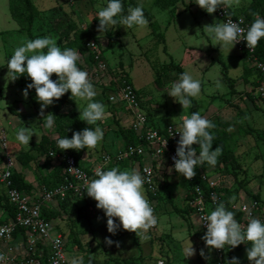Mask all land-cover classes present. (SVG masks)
I'll return each mask as SVG.
<instances>
[{
  "label": "rangeland",
  "instance_id": "obj_1",
  "mask_svg": "<svg viewBox=\"0 0 264 264\" xmlns=\"http://www.w3.org/2000/svg\"><path fill=\"white\" fill-rule=\"evenodd\" d=\"M133 1L135 6L142 4L153 16V20L159 26L158 31L164 34L169 56L162 52L163 45L150 35L148 24L145 27L132 29L117 25L113 30H109L111 37H107L105 33L95 32L93 18L97 17V12L107 5L108 0H32L39 14L32 24L31 34L35 39L50 36L57 42L60 33L72 25L76 29L87 30L93 41L97 43L107 64V70L95 75L94 64L87 62V54H79L78 67L88 72L89 79L98 90L99 95L95 99L106 105L105 119L99 124L104 130V136L108 135L103 148L104 153L111 155L120 152L124 145L118 131L117 112L118 109L122 111L121 105L119 107L118 102L109 103V97L118 98L115 84L120 70L125 71L139 94L143 113L152 117L154 124L161 127L166 125L179 127L181 118L189 115V109L183 110L167 92L171 83L179 77V73L169 62L172 60L180 65L184 72L190 73L194 79L201 82V98L193 99L197 103L198 111L215 124V128L211 129L213 135L220 136L221 133H226L227 146L232 151L234 160L239 164L237 168L236 162L229 159L228 167L220 164L215 168L206 164L202 170L216 182L218 193L222 198L229 200V203H238L245 200L246 196L254 198V195H258L264 205V101L259 103L263 112L259 109L249 112L244 109V103H249L248 100L241 97L242 102L236 98L237 96L234 97L227 83L240 78L244 66L250 69L252 76H256L250 61L236 44L229 53L228 49L215 45L204 27L221 21L215 12L208 14L199 8L194 3L195 0H183L178 3L177 0H160L158 4L156 0ZM250 1L225 0L223 7L230 8L232 12L244 17L250 23L255 19V15L248 7ZM128 2L129 0L123 1L125 13L129 7ZM165 6L166 8H162ZM13 9L16 18L9 12V0H0V88L2 89L0 128L6 135L7 152H25L28 146L20 145L13 140L14 133L19 128L30 127L36 132V136L33 135L29 143L39 142L43 137L49 142L54 141L59 135L58 129L64 135L69 133L66 130L67 119L64 117L61 120L57 119L61 125L58 126L56 120L54 128L49 130L43 127L46 115L51 113L58 117L70 111L72 107L53 103L42 113L40 104L35 99L34 89L29 90L26 98L22 94L27 84L31 82L30 78L20 76L14 82L7 80L6 61L18 46L29 40L24 31L26 16L21 15L23 7L14 2ZM171 11L174 12V16H171ZM71 38L72 33L61 41L62 45L58 46L62 49ZM119 62L122 63V68H118ZM223 66L226 67L225 72ZM157 76H160L161 86L155 82ZM235 85L237 90L242 87L241 83ZM255 96L257 97L256 94ZM234 103L238 106L236 108H240L243 112L240 116L236 108L231 105ZM74 104L80 116V104H76L75 101ZM8 105L21 114L23 119L11 115ZM80 118L82 119L81 116ZM130 118L131 116H128L126 123L124 118H121L120 124L128 125ZM0 150L4 155L5 151L1 146ZM48 150L52 152L50 148ZM32 155L35 157L32 169L36 173L53 169L60 163L63 165V156L58 154H50V162L45 161L44 154L39 150L32 152ZM128 164L129 161L112 163L110 168L113 166L121 168ZM156 165H158L156 181L161 191L157 201L158 222L155 228L138 235L133 232L120 237L119 230L111 234L107 231V217L102 210L95 207L91 215L84 216L103 218L98 227L94 230L90 229L86 221H82L77 227V232L80 234L76 235L75 241H72V238L62 240L69 262L73 257L83 256L85 264H160L161 261L164 264H215L211 250H209L211 254L207 253L208 248L202 240L196 212L185 201L186 189L182 177L169 171L170 168L164 159H160ZM233 172L238 175V180H243L241 184L234 179ZM4 201L5 199L0 201V206H5ZM173 206L182 210V214L173 212ZM58 233L60 231L57 228L51 236L55 237ZM187 238L193 243L196 254L183 258L182 246ZM106 239H111L113 243L109 245ZM249 246L241 244L238 249L232 250L231 257L238 258L240 264H250L246 255ZM201 249L204 250L203 257L200 255Z\"/></svg>",
  "mask_w": 264,
  "mask_h": 264
},
{
  "label": "clouds",
  "instance_id": "obj_2",
  "mask_svg": "<svg viewBox=\"0 0 264 264\" xmlns=\"http://www.w3.org/2000/svg\"><path fill=\"white\" fill-rule=\"evenodd\" d=\"M194 3L208 14L225 6V0H195ZM96 15L99 21L98 31L101 33L113 30L117 25L132 29L148 24L142 4L129 6L125 13L123 0H108L107 5L100 8ZM242 22L228 20L204 28L215 45L228 49V53L241 40L246 42L247 48L253 50L264 39V17L256 14L247 30L241 27ZM79 60L77 49L62 50L54 38L45 36L25 41L14 50L5 64L8 81L14 82L20 76L30 78L31 82L22 94L26 98L29 90L34 89L35 99L40 104L42 113L66 93H70V98L80 104L81 120L94 127L73 132L71 138H59L57 147L61 151L95 149L104 137V130L98 122L105 119L106 105L95 99L99 95L98 90L89 79L88 72L78 67ZM53 74H56L57 79H51ZM167 94L174 98L183 110L190 109L192 100L201 98V82L194 79L190 73L182 72L178 79L171 83ZM56 118L51 113L47 114L43 127L53 129ZM214 128L215 124L199 111L183 116L177 132L180 135L173 157L174 163L169 171L174 169L179 176L190 180L196 175L198 165L202 167L207 164L214 167L221 154L219 147L213 148L214 136L211 129ZM33 135L36 136V132L32 128L23 126L14 133L13 140L20 145L29 146ZM193 145L199 147L198 153ZM144 183V177L135 169L121 170L118 166H113L104 170L101 167L96 169L92 179L86 180L82 189L88 197L96 201V208L102 210L107 217L109 233L115 234L123 229L138 235L147 233L158 222L154 208L146 197ZM235 217L236 213L229 210L223 202L217 203L214 209L204 215L200 225L203 223L206 227L202 237L205 247L211 250L225 249L226 246L235 248L241 244L250 245L246 249L250 264H264V220L253 217L249 212L247 223L241 225ZM7 231L0 228V235ZM106 242L109 245L113 243L111 239H106ZM182 251L183 258L196 254L189 238L184 242ZM200 255L204 256L203 249ZM5 260V254L0 252V264H4ZM70 264H85L84 257H73ZM160 264L164 262L161 261ZM229 264H240V260L233 257Z\"/></svg>",
  "mask_w": 264,
  "mask_h": 264
},
{
  "label": "built area",
  "instance_id": "obj_3",
  "mask_svg": "<svg viewBox=\"0 0 264 264\" xmlns=\"http://www.w3.org/2000/svg\"><path fill=\"white\" fill-rule=\"evenodd\" d=\"M221 23L228 20L240 22L241 27L247 30L248 26L241 16H233L229 13L228 8L222 7L215 11ZM236 45L240 51L245 54L247 60L250 61L255 72L258 74V85L254 89L257 98L264 99V61H260L254 55V49L250 50L246 46V42L241 40ZM88 52L93 55L94 73H103L107 70V64L103 54L99 51L98 45L91 40L86 44ZM88 56V54H87ZM115 91L118 95L109 97L110 103H120L126 112L131 116L132 122L130 129L134 132L138 144L129 145L122 151L113 155L105 153L100 157V165L98 168L107 170L112 163H119L125 160H130L134 157H140V174L145 179L144 188L146 197L154 208V214L157 209V196L160 192L158 183L156 181V170H158V162L164 159L169 168L173 166V157L179 139V127L175 125H166L160 128H155L148 121L145 113L140 107L138 95L135 88L127 81L121 79L115 84ZM6 135L4 132L0 133V146L5 151L3 161L0 165V185L5 188V198L8 204L13 206L15 214L14 217L7 224H0V228H5L8 231L0 235V252L6 256L4 264H14L19 261L20 264H42L40 258L42 251L37 249L35 240H40L39 244L45 246L48 252V257L45 264H70L66 257L62 238L60 236L52 237L51 232L53 225L51 221L44 219L42 216V207L46 203L58 202L63 204L69 198L81 197L85 193L82 189L85 187L86 180L94 177L96 169L87 170L78 165L74 157H63V180L53 188L43 187L41 194L37 200H32L27 194L22 193L11 186V178L14 173V160L7 150ZM166 143L164 144V142ZM178 175L175 170L171 171ZM192 186V198L190 207L195 210L197 219L200 223L201 218L208 214L210 210L214 209L217 203L222 202V197L216 191V182L207 174H200V181L206 185L210 192L205 193L203 188L195 183V177L186 180ZM215 197V199H213ZM246 199L238 203H229L226 207L239 214L240 219L235 217L241 225L247 223V215L250 212L253 217L264 220V205L260 200L253 197H245ZM201 235L203 237L206 227L202 223L200 226ZM153 226L151 229H154ZM21 229L26 232L24 240L25 254L19 260L15 253L12 242L14 240V233ZM59 241V243H57ZM240 246V245H239ZM236 248V247H235ZM226 246L225 249H211L213 261L215 264H226L225 253L229 250H234Z\"/></svg>",
  "mask_w": 264,
  "mask_h": 264
},
{
  "label": "trees",
  "instance_id": "obj_4",
  "mask_svg": "<svg viewBox=\"0 0 264 264\" xmlns=\"http://www.w3.org/2000/svg\"><path fill=\"white\" fill-rule=\"evenodd\" d=\"M123 1H125V0H123ZM159 1L160 0H156V3L158 4ZM179 1H183V0H177L176 3H178ZM14 2H17V3L21 4V6L23 7V11H22L21 15L24 14L26 16L25 17L26 18L25 19L26 26L24 28V31L26 32L29 40H34L35 38L31 34V28H32V24H33L34 20L38 17L39 11L34 6L32 0H9V12H10L11 15L13 14L14 17H15V11L13 9V3ZM127 4H129V6H132V7L135 6V2L133 0H129V2ZM175 5H174V7H175ZM248 7H249V10L251 11V13H253L255 15V18H256V14H259L261 17H264V0H251V2L249 3ZM162 8H166V6L162 7ZM228 11L233 16H240V15L234 14V12H232V10L230 8H228ZM144 13H145V16H146V18L148 20V27L150 28V35L153 36L154 38H156V40H157V42L159 44L163 45L162 52L164 54H166L167 56H169L168 53H167V47L165 45L166 42H165L164 34H162V33H160L158 31L159 30V26L153 20V16L145 9H144ZM171 16H174V12L173 11H171ZM242 18L244 19V21H245V23L247 24L248 27L254 21V20H252L249 23L244 17H242ZM98 24H99V21H98L97 17H94L93 18V26H94L95 32L101 33V32L98 31ZM71 33H72V38L67 42V44H65V46L64 45L62 46V50L65 49V48L77 49L79 51V54H88L87 62L89 64H93V55L88 52V49L86 47V44L88 42H90L91 40H93V38H92V36L90 35V33L87 30H83V29L79 30V29L74 28L72 25H69L68 27H66L60 33V38L57 41V43H58L57 45H62L61 41L64 38L69 37V34H71ZM105 34H106L107 37H111V34H110L109 31H107ZM254 55L260 61H264V39H262L258 43L257 47L254 49ZM169 64L172 65L174 70H176L179 74L184 72L183 69L181 68V66L175 64L172 60H170ZM122 66H123L122 63L119 62L118 68H122ZM225 69H226V67L223 66L224 72H225ZM250 75H251L250 69L248 67L244 66L243 75L240 78H238L236 80H232L231 82H229V81L227 82L228 83V87L230 88V93H232V94L236 93V90H235V86L236 85L235 84H237V83L240 84L242 82L247 84L248 83L247 80H248V77H250ZM51 79H53V80L57 79L56 74H53ZM121 79H123V80H125V81H127L128 83L131 84V82H130V80H129V78L126 75L124 70H120V75L118 77V80L120 81ZM155 82H156V84L158 86H161L160 85L161 84L160 76H157ZM106 90H109V88H106ZM1 91H2V89L0 88V92ZM103 91L105 93V89H103ZM136 93H137L138 99H139V94H138L137 91H136ZM2 98H4V97L2 96ZM53 103L69 105L70 107H72V109L70 111L68 110V111H66L65 114H60L56 118V120L57 119L61 120V118H63V117L67 119L68 128L66 130L69 133L67 135H64L63 132L60 129H58L57 132H58L59 135L54 141H50L49 142L48 139L44 138V137L38 143H35V142L32 141L31 144H30V148L27 151L18 152L15 155L13 160L16 161L17 163H19V164H21L23 166L28 165L29 163H31L34 160V158H35L32 155V152H35V150H39V152L41 154H44V156L46 158V162H50L51 161L50 158H49L50 154L52 155L53 153H55V154H58L59 156H63V157L64 156H72V157H74V159L78 163V161L80 160V158L82 157L84 152L87 150V149H81L79 151H76V150L69 149V150L61 151L57 147V140L59 138H62L64 136H67L68 138H71L73 132L81 131V130H83L86 127H93V126H88L84 121L81 120V118L79 116V113L77 112V110L75 108L74 101H73V99L70 98V93H66L59 100H55ZM8 110L10 111L11 115L17 116V117L23 119V116L21 114L15 112L11 105H8ZM196 111H198L197 103L194 100H192V107L189 109V115L192 112H196ZM237 112L240 114V110H237ZM145 114H146V116L148 118V121L151 123V125L153 127L160 128V126L157 127L152 122L151 117L147 113H145ZM59 120H57L58 126L61 125V122ZM118 131L121 134L122 138L124 139L125 148L128 147L129 145L138 144V140H137L134 132L130 129V127L128 129L119 127ZM213 136H214L213 148L219 147L221 149V154L218 157V161H217V164L215 165V168H216V166H218L220 164L225 165V167H228L229 166L228 165L229 159H230V161H233V162L235 160H234V156H233L232 151L227 146L226 133L225 132L221 133L220 136L217 135V134H214ZM193 147H196V150H197V153H198L199 152V147L197 145H193ZM49 148L51 149V151L53 153L50 152V150H48ZM125 161H138L139 163H141V158L140 157H134V158H132L130 160H125ZM205 165H203V166H205ZM62 166H63L62 163H60L59 166H57V167L52 169V171L50 172V174L46 178H43L44 180L42 182L45 183L44 184V185H46L45 187L53 188L58 183L62 182V180H63V167ZM203 166L202 167L199 166V165L197 166L196 175L194 176L195 177V183L199 184L203 188L205 193H208V192H210V190L199 179L200 178V174L202 173L201 170L203 169ZM237 166L239 167V165L236 163V167ZM232 174H233L234 179L239 184H241L243 180H238V175L235 174L234 172ZM52 178H55V183L52 182ZM182 181L184 182V184H185L184 188L186 189L185 201H186L187 205L190 206V203L193 200V198H192V186L189 183H187L184 179H182ZM11 186L14 187L15 189H17L18 191H20L22 193H25V194H28L31 191V189H32L31 184L27 183L20 174H16V173H13V175H12ZM216 191H217V188H216ZM167 195L168 194L166 193V196ZM246 197H249V196H246ZM159 198H160V192H159V194L157 196V201L159 200ZM254 198L257 199V200H260L258 195H254ZM3 200H4V198H3ZM221 200H222V202L224 204H226V205L228 204L229 200H227L226 198H222ZM4 205H5L4 207H5L6 211L8 212V215L11 218H13L14 214H15L14 208H13V206L8 204V201H7L6 198H5V201H4ZM173 212H175L178 215L182 214V210L176 208L175 206H173ZM78 213H81V209H78ZM156 213H157V209H156ZM156 213H155V215H156ZM42 216L44 217V219L50 221L51 219H54L56 215L55 214L46 215L45 210H42ZM236 217L238 219H240L239 214H236ZM21 233H23V230L18 229V230H16V232L13 235H14V237H16L18 234H21ZM131 233H133V232H130V231H127V230H123V229L118 231V235L120 237L125 236L127 234H131ZM37 247L40 249V246H37ZM239 247L240 246H237L235 249H238ZM41 249H42L41 250L42 251V257L40 258V261L42 262V264H45V261H46V259L48 257V252H47V249L45 247H43ZM231 252H232V250H229V251H227L225 253L226 264H229V261H231V259H232ZM127 263H130V262L127 261ZM206 264H208V263H206Z\"/></svg>",
  "mask_w": 264,
  "mask_h": 264
},
{
  "label": "crops",
  "instance_id": "obj_5",
  "mask_svg": "<svg viewBox=\"0 0 264 264\" xmlns=\"http://www.w3.org/2000/svg\"><path fill=\"white\" fill-rule=\"evenodd\" d=\"M234 14H236V13H234ZM247 81H248L247 84H245L243 82L241 83L242 87L240 89H238V90L235 89L236 93L233 94V96L234 97L237 96L236 97L237 99H240L242 97L243 99L245 98L248 100L249 103H244V109H246L248 111L259 109L260 111H262V109L259 107V103L261 101H264V99L257 98L255 96V93H254L255 92L254 89L258 85V81H259L258 74L256 73V76L250 75V77H248ZM241 91H244V92H241ZM240 100L242 101V99H240ZM120 105L121 104H118L119 107H120ZM231 105H233L234 109L236 107H238L235 103L231 104ZM121 109H122V111L120 110L121 112L119 111V109L117 112L118 127H121V128L126 127V129H128L131 125L132 120H131V118L129 119L130 123L128 125L120 124L121 118H124V123H126L128 116L130 117V115L126 112V110L123 108L122 105H121ZM76 110H77V108H76ZM236 110H240V113L243 114V112L240 108H236ZM77 112H78V110H77ZM241 114H239V116ZM151 120H152V117H151ZM156 126L159 127L158 125H156ZM0 130H1L0 133H2L3 132L2 128H0ZM248 131L250 132L251 129H249ZM249 132H247V133H249ZM106 136H108V135H106ZM106 136L103 137L102 142L98 145L97 148L87 149L84 152V154L82 155V157L78 161V165H80L81 167H83L84 169H87V170H93V169H96L99 167L100 157L102 154H105L103 148L106 145L105 144ZM40 140H39V142H40ZM123 142H124V139H123ZM35 143H38V142H35ZM30 144L31 143H29L28 149L30 148ZM124 148H125V145H123L121 150H123ZM18 152H20V151L8 152V153H10L12 158H14ZM1 153H2V151L0 150V165H1L3 158H4V155H2ZM33 163H34V160L31 163H29L28 165L23 166V165L17 163L16 161H14V173L20 174L27 183L31 184L32 189L27 194V196H29L32 200H37L41 194L43 186H46V185H44L45 183L42 182L44 180L43 178H46L50 174V172L52 171V168L47 169L46 171L43 170L42 172L38 171V173H36L32 169ZM39 169H40V167H39ZM109 169H110V167L107 170H109ZM120 169L121 170L135 169L140 173V163L138 161H129V164L127 166H123ZM201 171H202V173L206 174L205 171H203V170H201ZM26 177H27V179H26ZM52 182L55 183V178H52ZM244 189H245V187H244ZM249 195H251V194L249 193ZM3 198L5 199V188L0 185V200H2ZM95 207H96V201H94L92 198H90L86 194H84L81 197L69 198L63 204L58 203L56 201L46 203L43 205L42 210H45L46 215H52V214L56 215L54 219L50 220L52 225H53L52 232L57 228L60 231V233H58L55 237L60 236L62 238V240L64 238H66V239L72 238V241H75L76 235L80 234L79 232H77L78 231L77 227L82 224V221L83 222L86 221V225L90 229L94 230L98 227L99 223L103 220V218H97V217H91L90 218L89 216L85 217L86 215H91V213H93L95 211ZM78 209H81V213H78ZM88 212H90V214H88ZM11 219L12 218L8 215V212L6 211L5 207L0 206V223L1 224H7L8 222H10ZM25 235H27V234H26V232L23 231V233L18 234L16 237H14V240L12 242V245L14 246L15 253L18 255L19 260L25 254V245H24V240L26 238ZM39 242H40V240H37V242L35 240V243H37L36 245L40 246V249L38 247H37V249H39L41 251L42 250L41 248H43L45 246L40 245ZM207 253L211 254L209 249L207 250ZM18 262L19 261H16L14 264H18Z\"/></svg>",
  "mask_w": 264,
  "mask_h": 264
}]
</instances>
